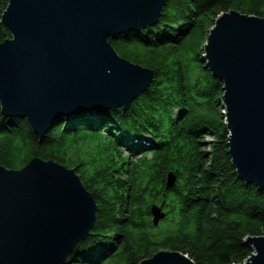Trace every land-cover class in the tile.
<instances>
[{"label":"trees","instance_id":"trees-1","mask_svg":"<svg viewBox=\"0 0 264 264\" xmlns=\"http://www.w3.org/2000/svg\"><path fill=\"white\" fill-rule=\"evenodd\" d=\"M8 1L0 0V43L10 37L1 25ZM231 10L264 19V0H166L155 26L108 39L121 58L152 72L127 110L61 116L41 137L25 118L0 111V166L51 161L93 198L95 220L64 264H139L160 251L194 264H243L247 238L264 236V191L237 177L223 84L202 56L215 20ZM140 135L152 143L136 144ZM120 148L141 157L132 163ZM154 205L165 213L157 226Z\"/></svg>","mask_w":264,"mask_h":264},{"label":"water","instance_id":"water-1","mask_svg":"<svg viewBox=\"0 0 264 264\" xmlns=\"http://www.w3.org/2000/svg\"><path fill=\"white\" fill-rule=\"evenodd\" d=\"M165 3L9 0L1 16L10 36L0 43L1 114L25 118L41 137L64 113L127 110L152 72L121 58L108 39L155 26ZM203 51L206 68L223 84L232 166L238 179L264 191V19L234 10L220 15ZM167 179L171 189L174 177ZM95 211L72 170L37 158L19 170L0 166V264H64L89 232ZM150 214L153 226L165 217L156 205ZM246 245L252 252L243 264H264V236L249 237ZM159 258V264H194L166 251L140 264Z\"/></svg>","mask_w":264,"mask_h":264},{"label":"rangeland","instance_id":"rangeland-1","mask_svg":"<svg viewBox=\"0 0 264 264\" xmlns=\"http://www.w3.org/2000/svg\"><path fill=\"white\" fill-rule=\"evenodd\" d=\"M203 47H204V45H203ZM203 55H204V51H203V53H202V56H203ZM99 111H104V110H99ZM88 112H89V111H88ZM88 112L85 113V112L83 111V112H80V113L77 114V115H81V114H87V115H90V114H88ZM91 115H92V114H91ZM93 116H94V115H93ZM206 139H207V138H206ZM92 144H93V143L89 144L90 147L93 146ZM126 151H127V150H126ZM138 158H139V155H135V156H133V157L131 158V161H134L135 159H138ZM124 178H125V177H124ZM124 178H123V179H124ZM164 214H165V213H164ZM160 222H161V221H160ZM160 222H159V223H160Z\"/></svg>","mask_w":264,"mask_h":264},{"label":"bare ground","instance_id":"bare-ground-1","mask_svg":"<svg viewBox=\"0 0 264 264\" xmlns=\"http://www.w3.org/2000/svg\"><path fill=\"white\" fill-rule=\"evenodd\" d=\"M81 109H83V108H80V109H78V110H81ZM75 111H77V109L75 110ZM97 111V110H96ZM60 113H58L57 115H59ZM65 114H67V115H65ZM60 116V115H59ZM67 116H69L70 117V115L68 114V113H64V117H67ZM57 116L55 115V117L54 118H56ZM69 117H67V118H69ZM160 260H161V258H159L158 259V261H156L154 264H159L160 263ZM142 262V261H141ZM140 262V263H141ZM139 263V264H140Z\"/></svg>","mask_w":264,"mask_h":264}]
</instances>
